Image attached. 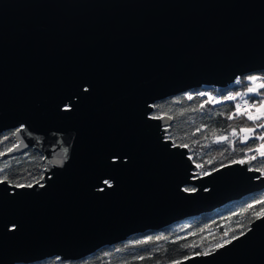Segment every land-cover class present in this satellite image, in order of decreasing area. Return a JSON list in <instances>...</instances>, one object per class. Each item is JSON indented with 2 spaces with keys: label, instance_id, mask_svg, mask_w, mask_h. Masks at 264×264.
<instances>
[{
  "label": "water",
  "instance_id": "1",
  "mask_svg": "<svg viewBox=\"0 0 264 264\" xmlns=\"http://www.w3.org/2000/svg\"><path fill=\"white\" fill-rule=\"evenodd\" d=\"M261 69L264 0H0L1 158L34 147L46 166L0 181V264L77 260L264 189L253 160L198 174L151 115ZM237 237L179 264H264V218Z\"/></svg>",
  "mask_w": 264,
  "mask_h": 264
},
{
  "label": "trees",
  "instance_id": "2",
  "mask_svg": "<svg viewBox=\"0 0 264 264\" xmlns=\"http://www.w3.org/2000/svg\"><path fill=\"white\" fill-rule=\"evenodd\" d=\"M251 75L259 79L251 81L248 79ZM262 83L264 69L246 73L225 87L189 89L154 102L151 115L171 117L167 126L170 129L165 131L166 138L175 145H187L192 160L198 166V174H206L233 161H250L252 156L256 159L250 167L264 173V157L256 151L259 145L264 144L258 139L264 135V128L258 127L264 124V116L249 120L246 115H259L257 109L264 103V87H259ZM250 87H256L257 91L248 92ZM230 96L236 99H227ZM237 104L241 106L239 112ZM241 129L255 131L247 133ZM233 130L236 135L232 134ZM15 132V128L0 132V181L7 180L14 185L41 182L46 166L39 150L31 147L20 154L1 158V154L17 144ZM245 136L251 138L245 140ZM219 137H227V140L217 142ZM186 188L193 190L197 187L187 185ZM258 201H264V189L214 211L191 216L160 229L133 234L77 260L55 256L35 263L17 264H177L189 256L210 253L219 248L218 245L225 244L226 240L246 232L257 219L256 213L264 209V203ZM249 205L252 207L249 208Z\"/></svg>",
  "mask_w": 264,
  "mask_h": 264
},
{
  "label": "snow or ice",
  "instance_id": "3",
  "mask_svg": "<svg viewBox=\"0 0 264 264\" xmlns=\"http://www.w3.org/2000/svg\"><path fill=\"white\" fill-rule=\"evenodd\" d=\"M248 79L251 80V81H256L259 78L255 77V76H252V77H248ZM259 87H264V83L260 84ZM256 91H257L256 87L248 88V92H256ZM200 95H206V94L205 93H200ZM189 99H191V97H189ZM209 99H213V98L209 97ZM227 99L234 100V99H236V97L235 96H230V97H227ZM240 107L241 106L239 104L236 105L237 112L240 111ZM257 112L259 113V115H257V116H253L251 113H246L247 118L249 120H254V119H260L262 116H264V103H262L260 108L257 109ZM258 127L264 128V124H260V125H258ZM241 131L242 132H247V133H254L255 130L254 129H241ZM232 134L236 135L235 130H233ZM249 138H251V137L250 136H245L244 137L245 140H247ZM258 139L261 140V141H264V135L259 136ZM224 140H227V137H219L217 142L224 141ZM182 146L187 147V145H182ZM9 151H11V149H9ZM249 151H252V149H249ZM256 151L259 152L261 157H264V144L259 145L257 147ZM254 159H256L255 156H252V157L249 158V160H254ZM246 162H249V161H246V160L233 161V163H246ZM257 170H260V169H257ZM105 183H107V182H105ZM16 186L17 187H24V186L31 187L32 185L31 184H29V185L17 184ZM184 190L188 191L189 189H184ZM258 203H264V201H258ZM251 207H252V205H249V208H251ZM243 211H247V209H244ZM256 218H258V219L259 218H264V209H261L259 213H256ZM242 234L243 233H241V235ZM225 235H227V234H225ZM236 238H238V237H236V236L232 237V239H236ZM230 242H231V240H226L225 241V243H230ZM222 246L223 245H218L217 247H222ZM141 259H143V258L141 257ZM177 264H179V262H177Z\"/></svg>",
  "mask_w": 264,
  "mask_h": 264
},
{
  "label": "rangeland",
  "instance_id": "4",
  "mask_svg": "<svg viewBox=\"0 0 264 264\" xmlns=\"http://www.w3.org/2000/svg\"><path fill=\"white\" fill-rule=\"evenodd\" d=\"M254 76V75H251V77ZM261 105H259V108H260ZM209 173V172H208ZM200 175H203V174H200Z\"/></svg>",
  "mask_w": 264,
  "mask_h": 264
},
{
  "label": "built area",
  "instance_id": "5",
  "mask_svg": "<svg viewBox=\"0 0 264 264\" xmlns=\"http://www.w3.org/2000/svg\"><path fill=\"white\" fill-rule=\"evenodd\" d=\"M238 80H239V79H238ZM238 80H237V81H238Z\"/></svg>",
  "mask_w": 264,
  "mask_h": 264
}]
</instances>
